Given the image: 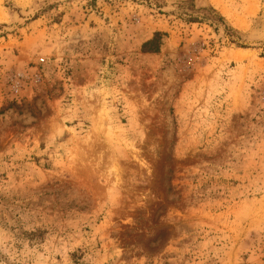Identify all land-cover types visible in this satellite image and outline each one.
<instances>
[{"label": "rangeland", "instance_id": "374dc122", "mask_svg": "<svg viewBox=\"0 0 264 264\" xmlns=\"http://www.w3.org/2000/svg\"><path fill=\"white\" fill-rule=\"evenodd\" d=\"M0 264H264V0H0Z\"/></svg>", "mask_w": 264, "mask_h": 264}, {"label": "trees", "instance_id": "16d2710c", "mask_svg": "<svg viewBox=\"0 0 264 264\" xmlns=\"http://www.w3.org/2000/svg\"><path fill=\"white\" fill-rule=\"evenodd\" d=\"M163 33L155 32L152 38L145 41L142 45L144 52H158L162 44Z\"/></svg>", "mask_w": 264, "mask_h": 264}, {"label": "crops", "instance_id": "0c3cea01", "mask_svg": "<svg viewBox=\"0 0 264 264\" xmlns=\"http://www.w3.org/2000/svg\"><path fill=\"white\" fill-rule=\"evenodd\" d=\"M237 21H239V18L237 19Z\"/></svg>", "mask_w": 264, "mask_h": 264}]
</instances>
